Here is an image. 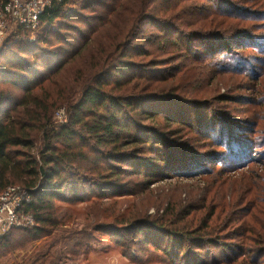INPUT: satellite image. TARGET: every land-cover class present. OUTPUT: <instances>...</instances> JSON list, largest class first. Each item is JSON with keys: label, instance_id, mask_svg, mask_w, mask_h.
<instances>
[{"label": "trees", "instance_id": "1", "mask_svg": "<svg viewBox=\"0 0 264 264\" xmlns=\"http://www.w3.org/2000/svg\"><path fill=\"white\" fill-rule=\"evenodd\" d=\"M77 1L52 0L37 41L19 31L0 49V193L27 189L35 220L0 255L34 243L21 264H88L94 228L125 256L264 264V1ZM231 72L257 96L235 95ZM230 102L254 118L214 108ZM167 179L193 181L185 197L150 194Z\"/></svg>", "mask_w": 264, "mask_h": 264}, {"label": "rangeland", "instance_id": "2", "mask_svg": "<svg viewBox=\"0 0 264 264\" xmlns=\"http://www.w3.org/2000/svg\"><path fill=\"white\" fill-rule=\"evenodd\" d=\"M84 1L85 0H78L77 2L79 4ZM232 1L233 3H235L234 0ZM240 3H244L248 5L252 4V3H246V2H240ZM73 7H75V5ZM18 24H19L18 20L10 21L8 31L5 35L3 45L1 46V48L4 46V43H7L6 46L11 45V42L13 40L11 41L9 39L10 38L13 39L15 37L14 36L15 32L19 34V31H20V35H23L24 37L27 36L29 42H35L37 41V39L39 38L40 34L43 31V26H41V24H40V27L37 29V31H35L34 33L30 32L28 29H22L21 27H18ZM253 24H255V27L253 25L254 30L256 32L255 34L259 35L261 32H264V25H262L263 23H260L259 21L258 23H253ZM244 51L245 52L242 51L244 54L252 55L251 50H244ZM253 54H256L257 56L264 55V53H262L260 50L254 51ZM263 73H264V66L259 67L257 71V75L260 77V80L261 78H263ZM236 74L237 73L235 72H231L228 77L229 84H233L236 87L241 86L238 89V91L235 93V95L240 94L243 97V102L245 101V98H249L253 96L256 97L258 94L256 90V84L253 81L248 80L247 78L245 80H238ZM243 77H245L244 74H243ZM220 92L221 94H224V93L231 94L232 93V92H228L226 89H221ZM256 107L257 106L255 105L253 106L252 105H239L237 103H231V102L228 103L227 105L225 103H215L214 104L215 109L218 108L224 114L232 116L236 119V121L231 120L232 122L240 121V123H241L242 118L244 117V113H242V111H244L245 108L246 109L251 108V112H249L248 115H250L253 119L255 110H257ZM56 116H57V113H56ZM64 119H65V115L63 118L61 119L59 118L58 120L63 121ZM247 134H248L247 135L248 137L249 136L255 137V138L257 137V135L255 136L252 133H247ZM261 141L262 140H260L259 142ZM211 150H216V149L215 147L212 149L211 147L204 148V152H208ZM263 155H264V145L258 147V149H256V151L254 152V156L256 159L264 160ZM207 165L209 166L211 164H207ZM228 165H230V163L228 161H225L221 165H218V168H225ZM192 181L193 180L191 179H186L184 181H182L181 179H167L164 181H159L150 187L152 190L150 194L154 195L157 198L159 197V195L163 197L164 194H174V195H178L181 197H185L186 191L185 190L181 191V187L186 186L187 188V186L190 185ZM176 187H178V190L176 189ZM89 193H91V195H96V193L94 194L92 190ZM129 200H130V204L133 203L134 201L132 197H130ZM91 201L94 202V200H91ZM81 205H86V204L82 203ZM99 210H101L100 205H93V208H92L93 212H97ZM154 211L155 209L151 208L150 212H154ZM19 227H22V226H19ZM91 234L93 235L92 236L93 238L91 240L93 248H92V252L88 256V261H89L88 264H174L170 258H168L160 250L155 249V247L153 246L147 247L148 254L147 255L144 254V251L142 249L144 245L132 246L131 249L127 250L129 255L134 259L133 260L131 259L130 256L124 255L123 249L120 246L118 247L116 245L115 240L111 236L106 235L103 232L96 231L94 228L91 229ZM229 241H233V240H229ZM164 242L166 241L164 240L163 243ZM39 243L40 242L36 244H39ZM165 244L167 245L168 243L166 242ZM33 245L34 243L28 244L26 246H23L17 249L10 248L8 252L4 251L3 254L0 255V264H21L23 260L32 253Z\"/></svg>", "mask_w": 264, "mask_h": 264}, {"label": "built area", "instance_id": "3", "mask_svg": "<svg viewBox=\"0 0 264 264\" xmlns=\"http://www.w3.org/2000/svg\"><path fill=\"white\" fill-rule=\"evenodd\" d=\"M51 4L52 0H0V49L10 21L18 20V27L34 33L40 27L41 13ZM64 115L65 110L60 109L56 117L61 119ZM30 201L29 191L19 186L0 193V237L11 228L35 224L32 215L22 213Z\"/></svg>", "mask_w": 264, "mask_h": 264}]
</instances>
